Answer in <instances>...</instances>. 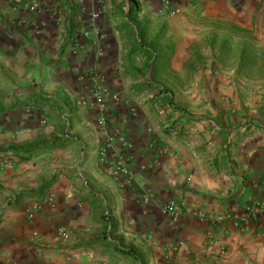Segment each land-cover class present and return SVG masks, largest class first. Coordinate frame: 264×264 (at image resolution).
<instances>
[{
  "label": "crops",
  "instance_id": "0c3cea01",
  "mask_svg": "<svg viewBox=\"0 0 264 264\" xmlns=\"http://www.w3.org/2000/svg\"><path fill=\"white\" fill-rule=\"evenodd\" d=\"M217 21L264 0H0V264H264V85L187 65Z\"/></svg>",
  "mask_w": 264,
  "mask_h": 264
},
{
  "label": "rangeland",
  "instance_id": "374dc122",
  "mask_svg": "<svg viewBox=\"0 0 264 264\" xmlns=\"http://www.w3.org/2000/svg\"><path fill=\"white\" fill-rule=\"evenodd\" d=\"M256 14L259 16L260 13L257 11ZM196 29L193 32L191 27L188 29L197 39L189 42V70L200 67L208 70L214 67L220 84L225 85L229 81L230 84L234 83L235 93H244L246 97L253 98L255 93H261V90L255 88L264 85V27L246 28L232 25L229 21H217L205 24L203 28L197 26ZM159 42L157 36L148 43L156 53L162 54L163 48L159 47ZM156 63L157 67H163L162 55L158 56ZM217 73L213 72L214 79ZM188 77L189 82H193L198 76L190 71Z\"/></svg>",
  "mask_w": 264,
  "mask_h": 264
},
{
  "label": "built area",
  "instance_id": "2783aa9c",
  "mask_svg": "<svg viewBox=\"0 0 264 264\" xmlns=\"http://www.w3.org/2000/svg\"><path fill=\"white\" fill-rule=\"evenodd\" d=\"M83 0H80V2H82ZM35 8V7H33ZM97 35H100V33L98 31H96ZM105 92H99L97 93V99L99 101V103H103L104 98H105ZM118 171H121V168L118 169ZM123 171V169H122ZM162 210L165 214H167L172 220H177L182 212V207L180 206V204H178L177 202H167L162 204ZM260 210V206L259 205H254L251 207L247 208V212L250 214H255L256 212H258ZM202 217H204V215L202 214ZM226 219V216H220L217 218L218 222H221L223 220Z\"/></svg>",
  "mask_w": 264,
  "mask_h": 264
}]
</instances>
